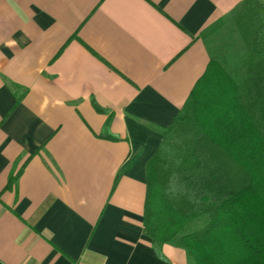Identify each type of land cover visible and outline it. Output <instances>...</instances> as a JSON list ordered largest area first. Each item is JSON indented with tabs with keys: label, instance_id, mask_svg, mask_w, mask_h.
Segmentation results:
<instances>
[{
	"label": "crops",
	"instance_id": "1",
	"mask_svg": "<svg viewBox=\"0 0 264 264\" xmlns=\"http://www.w3.org/2000/svg\"><path fill=\"white\" fill-rule=\"evenodd\" d=\"M244 1L0 0V264H189L147 167Z\"/></svg>",
	"mask_w": 264,
	"mask_h": 264
},
{
	"label": "trees",
	"instance_id": "2",
	"mask_svg": "<svg viewBox=\"0 0 264 264\" xmlns=\"http://www.w3.org/2000/svg\"><path fill=\"white\" fill-rule=\"evenodd\" d=\"M231 22L236 54L213 52L147 167L144 233L189 264H264L263 3Z\"/></svg>",
	"mask_w": 264,
	"mask_h": 264
},
{
	"label": "rangeland",
	"instance_id": "3",
	"mask_svg": "<svg viewBox=\"0 0 264 264\" xmlns=\"http://www.w3.org/2000/svg\"><path fill=\"white\" fill-rule=\"evenodd\" d=\"M177 259H180V258H177ZM181 261V260H180ZM179 260L177 261V264H181V262H180Z\"/></svg>",
	"mask_w": 264,
	"mask_h": 264
}]
</instances>
